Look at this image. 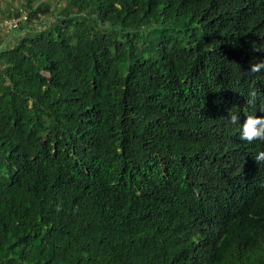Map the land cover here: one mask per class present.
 I'll list each match as a JSON object with an SVG mask.
<instances>
[{"label":"trees","instance_id":"16d2710c","mask_svg":"<svg viewBox=\"0 0 264 264\" xmlns=\"http://www.w3.org/2000/svg\"><path fill=\"white\" fill-rule=\"evenodd\" d=\"M60 2L0 37V264H264V0Z\"/></svg>","mask_w":264,"mask_h":264},{"label":"clouds","instance_id":"9594fccd","mask_svg":"<svg viewBox=\"0 0 264 264\" xmlns=\"http://www.w3.org/2000/svg\"><path fill=\"white\" fill-rule=\"evenodd\" d=\"M257 50L261 49L253 48V51ZM262 68H264V60H259L256 63L251 64L249 71L256 73ZM250 95L255 96V93H251ZM260 112L264 113V107L260 108ZM237 119L238 117L236 115L231 116L233 123H235ZM238 134H240V144L247 147V149L241 147V152L251 153L248 163L244 166H239L237 174L234 173V176L237 177L238 181V196L232 198L230 206L231 208L239 209L249 201L254 200L253 195L250 192L253 180L259 179L264 182V147H259L258 149L252 148L256 144V140L264 141V114L246 115V119L240 126ZM229 163L232 164L234 161L229 160ZM229 172L233 171L229 169L227 170V174H229Z\"/></svg>","mask_w":264,"mask_h":264},{"label":"rangeland","instance_id":"374dc122","mask_svg":"<svg viewBox=\"0 0 264 264\" xmlns=\"http://www.w3.org/2000/svg\"><path fill=\"white\" fill-rule=\"evenodd\" d=\"M51 6V11L48 13V16H51L54 10L58 7L61 8L62 4L60 0H45ZM26 0H0V37L4 34L8 33L10 30L7 27V23H9L13 17L11 16L13 11L21 9ZM46 17V16H45Z\"/></svg>","mask_w":264,"mask_h":264},{"label":"built area","instance_id":"2783aa9c","mask_svg":"<svg viewBox=\"0 0 264 264\" xmlns=\"http://www.w3.org/2000/svg\"><path fill=\"white\" fill-rule=\"evenodd\" d=\"M23 19H26V16L24 15L23 16ZM20 20L19 19H12L9 23H7V24H9L11 27H14V28H16L17 26H18V22H19Z\"/></svg>","mask_w":264,"mask_h":264}]
</instances>
